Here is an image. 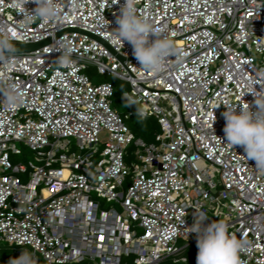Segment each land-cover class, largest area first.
<instances>
[{"label": "built area", "instance_id": "built-area-1", "mask_svg": "<svg viewBox=\"0 0 264 264\" xmlns=\"http://www.w3.org/2000/svg\"><path fill=\"white\" fill-rule=\"evenodd\" d=\"M124 3L56 0V21L27 23L0 0L12 43L47 42L0 62V88L23 97L9 107L0 92V244L37 264H196L197 211L248 242L242 264H264V171L223 131L226 106L255 111L247 82L264 86V0H136L180 52L159 74L111 38ZM92 68L128 84L125 99L159 124L153 142L135 138ZM20 147L35 161H16Z\"/></svg>", "mask_w": 264, "mask_h": 264}, {"label": "clouds", "instance_id": "clouds-1", "mask_svg": "<svg viewBox=\"0 0 264 264\" xmlns=\"http://www.w3.org/2000/svg\"><path fill=\"white\" fill-rule=\"evenodd\" d=\"M29 2L36 5L31 11L26 8ZM12 7L18 14H22L21 22L32 23L36 20L53 22L60 16L56 0H12ZM116 23L118 27L113 30L111 38L118 44L123 45L127 41L132 45L133 55L142 71L159 74L170 58L179 57V50L165 35V30L154 28L146 17L138 13L136 0H125ZM14 51L15 46L7 28L0 26V62L5 60L6 54ZM57 51L61 53L58 62L61 65H71L73 48L68 44H61ZM256 85L260 84L255 80H249L247 82L249 90L246 91L254 97L255 111L248 103L239 105V111L238 105L235 107L225 105L223 131L226 144L233 148L242 147L245 153L243 156L247 160H254L257 170L264 171V86L260 85V90H257ZM6 87L7 91L0 88L5 104L9 107L22 104L23 97L17 87L14 84ZM137 115L142 116L143 113L138 109ZM207 218L206 214L196 211L193 225L187 228L188 234L197 235L196 264H242L240 254L248 242L229 234L227 225L222 221H213L204 226L203 222ZM9 264H37V261L33 253L23 250L20 256L11 259Z\"/></svg>", "mask_w": 264, "mask_h": 264}, {"label": "rangeland", "instance_id": "rangeland-1", "mask_svg": "<svg viewBox=\"0 0 264 264\" xmlns=\"http://www.w3.org/2000/svg\"><path fill=\"white\" fill-rule=\"evenodd\" d=\"M88 76L90 77L91 81L95 84H101V83H105V82H111L112 84H114L115 82H119L122 83L123 85V91L125 90H129V86L127 83L120 81L119 79H116L114 77H109V76H104V75H100L98 74L97 70L95 68L90 69L87 72ZM125 88V89H124ZM139 109V106L136 104H132L130 103L128 100H122V102L120 103L119 106V112H124L128 115L129 112H132L134 115L132 116V118H130V120H125V123L130 127V129L134 132V135H138L141 134L143 131V128L148 126V120H142L138 115H137V110ZM122 114V113H121ZM124 117V116H123ZM154 140H152L151 142H153ZM150 142V143H151ZM148 143V142H147ZM22 149V154L18 155V157H16V161L21 162L23 164L28 163L29 161H35V154L24 148V147H20ZM17 249L15 247H10L9 244L6 243H1L0 244V260H1V264H9V261L13 258L19 257L17 255ZM196 251V248H191L190 250V255L192 257V260H194V252Z\"/></svg>", "mask_w": 264, "mask_h": 264}, {"label": "trees", "instance_id": "trees-1", "mask_svg": "<svg viewBox=\"0 0 264 264\" xmlns=\"http://www.w3.org/2000/svg\"><path fill=\"white\" fill-rule=\"evenodd\" d=\"M113 85H114V95L112 97L111 103H112V107L119 112L120 103L122 102V100L123 101L125 100V94H126L127 90L123 91L122 83L115 82ZM119 113L120 114L122 113L121 115L124 117L127 115L124 112H119ZM129 113L131 115L126 117L125 120H130V118H132V116L134 115L132 112H129ZM147 120H148V126L143 128V131L141 134H138V135L135 134L134 136L136 139H141L145 142L150 143L152 140H154L156 134L160 131V128H159V124H158L156 119L150 118V119H146V121ZM131 132L134 134V132L132 130H131Z\"/></svg>", "mask_w": 264, "mask_h": 264}, {"label": "water", "instance_id": "water-1", "mask_svg": "<svg viewBox=\"0 0 264 264\" xmlns=\"http://www.w3.org/2000/svg\"><path fill=\"white\" fill-rule=\"evenodd\" d=\"M46 43L47 42H43V43L33 44V45H25V44H15V43H13V45L15 46V51L12 52V53L31 52V51H34V50L42 47Z\"/></svg>", "mask_w": 264, "mask_h": 264}]
</instances>
